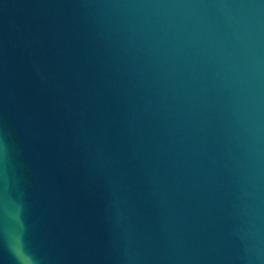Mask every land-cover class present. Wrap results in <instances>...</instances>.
<instances>
[{
	"label": "water",
	"instance_id": "obj_1",
	"mask_svg": "<svg viewBox=\"0 0 264 264\" xmlns=\"http://www.w3.org/2000/svg\"><path fill=\"white\" fill-rule=\"evenodd\" d=\"M0 264H264V0H0Z\"/></svg>",
	"mask_w": 264,
	"mask_h": 264
}]
</instances>
